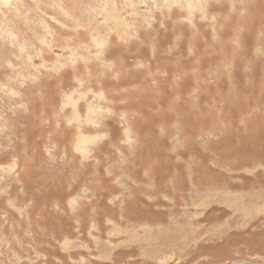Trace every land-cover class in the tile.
Returning <instances> with one entry per match:
<instances>
[{"label": "rangeland", "instance_id": "374dc122", "mask_svg": "<svg viewBox=\"0 0 264 264\" xmlns=\"http://www.w3.org/2000/svg\"><path fill=\"white\" fill-rule=\"evenodd\" d=\"M262 209L264 0H0V264H264Z\"/></svg>", "mask_w": 264, "mask_h": 264}, {"label": "bare ground", "instance_id": "6f19581e", "mask_svg": "<svg viewBox=\"0 0 264 264\" xmlns=\"http://www.w3.org/2000/svg\"><path fill=\"white\" fill-rule=\"evenodd\" d=\"M262 207V206H261ZM259 210H261L260 208H258ZM262 210H264V209H262Z\"/></svg>", "mask_w": 264, "mask_h": 264}]
</instances>
